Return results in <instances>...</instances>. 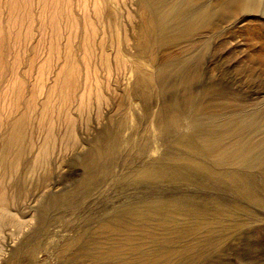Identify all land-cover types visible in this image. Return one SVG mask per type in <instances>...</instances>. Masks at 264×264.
Masks as SVG:
<instances>
[{"label": "rangeland", "instance_id": "374dc122", "mask_svg": "<svg viewBox=\"0 0 264 264\" xmlns=\"http://www.w3.org/2000/svg\"><path fill=\"white\" fill-rule=\"evenodd\" d=\"M97 1L0 0V264L132 260L156 248L142 228L170 236L156 227L159 205L174 214L172 224L201 225L174 241L183 252L170 264H264V167L251 160L237 167L245 195L225 175L192 165L205 158L180 142L196 141L194 123L224 120L230 112L214 108L226 96L236 97L234 112L264 110V69L254 52L264 46V13L244 12L222 21L216 35L197 37L210 48L186 86L181 69L165 67L180 45L170 54L138 51L136 35L153 26L144 7L108 0L120 14L107 18ZM170 112L182 124L168 133L159 122ZM18 117L24 148L4 163L5 136ZM118 216L131 229L103 226Z\"/></svg>", "mask_w": 264, "mask_h": 264}, {"label": "bare ground", "instance_id": "6f19581e", "mask_svg": "<svg viewBox=\"0 0 264 264\" xmlns=\"http://www.w3.org/2000/svg\"><path fill=\"white\" fill-rule=\"evenodd\" d=\"M135 1L139 6L145 8L147 18L153 23V26L148 31L140 32L136 35V47L138 51L142 54H149L151 52H164L170 54L173 53V48L175 46L180 45L179 52L177 50V54L165 62V67H168L169 69H181L182 78L186 86L200 76L201 67L206 59L208 49L210 48L208 43L197 45V37L205 34L216 35L219 32V26L222 21L238 16L244 12L261 11L264 13V0ZM97 2H101L100 4H102L99 11L104 17L114 18L119 16V11L110 8L108 0H98ZM254 52L256 62L264 69V46L258 48ZM149 79L147 76H141L139 82L146 84ZM146 96H148L147 92L143 91L141 97ZM235 98H233V96H226L221 103L214 108V112H219L220 114L230 112L224 120H214L207 125L203 124L204 121L196 122L192 126L196 141L193 142L190 140L191 142H189L187 137H182L180 142L186 143L194 154L205 158L202 160L189 159L190 163L196 166L197 169L215 175H225L233 187H236L245 195H250L247 185L242 183L244 182L243 171L239 170L237 167L245 166L246 162L250 160V163L252 161L259 162L260 166L264 167V156L260 152L261 149L263 150L264 148V110H253L255 108H251L252 111L248 110L249 112H234L231 105ZM204 113L205 116H210L211 113L213 114V112L209 111ZM159 123L162 125L163 130L168 132L170 130H179L182 121L178 112H170L166 115L165 119H162ZM26 133L27 130L24 117L14 119L5 136L6 143L4 148L7 152L2 158L4 163L7 162V158L11 156L12 153H14L15 158L20 156V153L24 148ZM205 133H209V135L204 136ZM197 143L201 145L199 148ZM142 144L143 148L147 145L146 143ZM50 148L49 143L43 147L44 150H42L41 161L44 162L47 160V152ZM224 168L225 170L223 171L222 169ZM175 173H177L175 170H173L172 173L163 171L158 172L157 175L160 177L165 174L174 175ZM154 209V212H156L154 215H156V219L159 220V222L156 223V227L165 230L170 236H162L153 229L142 228L139 233L142 237L156 241V248H152L153 250H150L149 252L141 251V254L136 257L135 254H133L134 257H131L132 260H123L124 262L120 264H170L172 256L181 255L183 252L182 249L174 246V241L196 233L201 227L199 222L192 225L172 224L171 217L174 214L164 213L162 205H159ZM197 209L190 208L186 212L193 215V217L199 218L203 215V211ZM160 212H162V214ZM140 217L145 220L148 217H152V214L151 216H149V214H142ZM128 225L129 224L122 223L118 216L103 226L112 232L121 233L122 231L131 229ZM131 239L132 235L130 232L125 240L129 242ZM130 247L133 251L136 250L137 245L133 246V244H131ZM184 248L188 249V246ZM111 252H113L112 249ZM108 256L110 257L113 255L110 254ZM176 264H184V262L182 260Z\"/></svg>", "mask_w": 264, "mask_h": 264}]
</instances>
